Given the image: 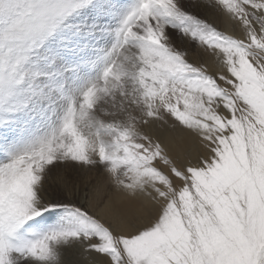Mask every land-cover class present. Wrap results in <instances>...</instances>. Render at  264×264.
<instances>
[{"label":"snow or ice","instance_id":"6c2138e0","mask_svg":"<svg viewBox=\"0 0 264 264\" xmlns=\"http://www.w3.org/2000/svg\"><path fill=\"white\" fill-rule=\"evenodd\" d=\"M85 261L264 264V0H0V264Z\"/></svg>","mask_w":264,"mask_h":264},{"label":"rangeland","instance_id":"374dc122","mask_svg":"<svg viewBox=\"0 0 264 264\" xmlns=\"http://www.w3.org/2000/svg\"><path fill=\"white\" fill-rule=\"evenodd\" d=\"M104 191L103 190H101V191H99L98 193H97V195H99V197H103L104 196ZM119 205H120V203H119Z\"/></svg>","mask_w":264,"mask_h":264},{"label":"bare ground","instance_id":"6f19581e","mask_svg":"<svg viewBox=\"0 0 264 264\" xmlns=\"http://www.w3.org/2000/svg\"><path fill=\"white\" fill-rule=\"evenodd\" d=\"M98 197H99V195H97ZM115 207L117 208V209H119L120 207H121V205H119V201H116V203H115ZM85 264H86V261H85Z\"/></svg>","mask_w":264,"mask_h":264}]
</instances>
